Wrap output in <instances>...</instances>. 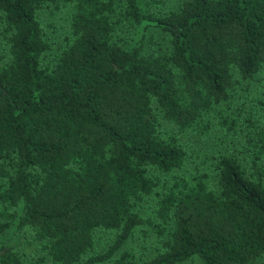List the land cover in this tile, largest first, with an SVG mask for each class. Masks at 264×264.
I'll list each match as a JSON object with an SVG mask.
<instances>
[{
    "label": "trees",
    "instance_id": "obj_1",
    "mask_svg": "<svg viewBox=\"0 0 264 264\" xmlns=\"http://www.w3.org/2000/svg\"><path fill=\"white\" fill-rule=\"evenodd\" d=\"M57 12L53 49L40 16ZM0 23V264H264V119L247 108L264 99L241 93L264 74V0H0ZM213 129L239 146L186 147Z\"/></svg>",
    "mask_w": 264,
    "mask_h": 264
},
{
    "label": "rangeland",
    "instance_id": "obj_2",
    "mask_svg": "<svg viewBox=\"0 0 264 264\" xmlns=\"http://www.w3.org/2000/svg\"><path fill=\"white\" fill-rule=\"evenodd\" d=\"M178 0H138L139 6L142 10L153 13H162L166 10H169L175 6ZM40 20L46 29V32L49 34L50 42L52 44V48L55 49L60 46L62 31H64V23L65 17L63 13H54L52 15H42L40 16ZM48 24H52L48 25ZM53 27V28H51ZM1 29V23H0ZM4 48V43L0 38V52ZM264 87V74L260 76L259 82H253L249 84L246 90H243L242 96L245 101L248 100L250 95H260L262 99H264L263 90ZM246 94V95H244ZM252 102V101H251ZM251 106H247V108H252L255 110L256 114L254 117L262 116L264 119V108L256 105L254 103H250ZM166 130H169L168 126H164ZM186 147L192 151L194 149L199 154H211L221 151H228L232 148V146H239V139L237 136H232V134H225L223 131L219 129H213L208 132V134L203 138L193 139L189 135H185L184 139ZM111 232L105 231H96L95 236V246L97 249H101L106 247L107 243L110 242ZM6 243L11 245L18 252L22 253L25 257H31L34 255L36 250V245L29 238L25 237V235L20 232L10 231L6 237ZM138 244L148 246V242L142 243L137 238L128 241L125 247H134L135 253L137 254L140 249L138 248ZM102 264H110V261H104ZM181 264H199L197 259H191L190 261L183 262Z\"/></svg>",
    "mask_w": 264,
    "mask_h": 264
}]
</instances>
